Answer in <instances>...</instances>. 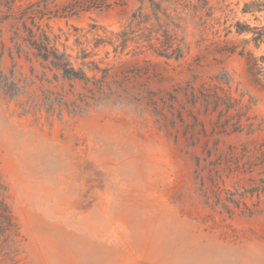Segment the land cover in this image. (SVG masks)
I'll list each match as a JSON object with an SVG mask.
<instances>
[{
    "label": "rangeland",
    "instance_id": "374dc122",
    "mask_svg": "<svg viewBox=\"0 0 264 264\" xmlns=\"http://www.w3.org/2000/svg\"><path fill=\"white\" fill-rule=\"evenodd\" d=\"M245 1L230 0L225 25H264ZM136 6L40 23L117 29ZM12 36L0 25L1 69L22 86L0 95V161L27 264H264V74L248 66L264 43L191 26L180 61L111 53L118 94L70 114L42 108Z\"/></svg>",
    "mask_w": 264,
    "mask_h": 264
},
{
    "label": "trees",
    "instance_id": "16d2710c",
    "mask_svg": "<svg viewBox=\"0 0 264 264\" xmlns=\"http://www.w3.org/2000/svg\"><path fill=\"white\" fill-rule=\"evenodd\" d=\"M22 1L0 0V25L12 22L15 47L10 50V56L24 58L30 64L32 74L42 84L41 104L48 113L65 109L70 114L83 113L91 105L117 95V89L109 81L107 60L111 53L114 57L154 55L180 61L191 47V26L198 30L202 40L211 34L220 36L222 30L227 35L234 27L238 33L251 34L246 43L253 42L257 48L264 43V25L238 20L227 26V19L222 22V16L227 17L230 0H134L136 8L117 29L93 22L87 27L72 25L70 31L60 29L59 34L45 28L40 21L109 11L127 5L128 0H28L24 6ZM242 12L264 15V0L245 1ZM102 52L104 56H100ZM3 55L4 51L0 53L1 60ZM262 58L248 62L249 69L256 74H264V55ZM21 89L15 74L5 73L0 66V95L12 99ZM23 242L0 161V264H27Z\"/></svg>",
    "mask_w": 264,
    "mask_h": 264
}]
</instances>
